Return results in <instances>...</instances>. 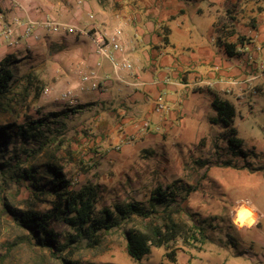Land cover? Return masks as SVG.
<instances>
[{
	"label": "rangeland",
	"instance_id": "374dc122",
	"mask_svg": "<svg viewBox=\"0 0 264 264\" xmlns=\"http://www.w3.org/2000/svg\"><path fill=\"white\" fill-rule=\"evenodd\" d=\"M137 1L0 0V64L8 59L7 68L13 75L8 100L0 104V127L20 126L44 117H49L48 121L52 122L49 131L44 133L51 144L44 146L34 158L27 159L21 169L34 166L40 173L45 163L53 162L62 169L71 190L91 185L97 192L96 215L112 209L115 204L135 201L145 205L157 187L164 190L170 186L181 196L185 195L187 186L195 188L184 202L173 205L172 211L176 219L187 225L198 223L197 226L203 229V238H198L199 241L179 238L161 248H152L149 255L136 262L125 249V233L141 227L140 221L134 220L113 228L108 235H100L97 245L87 247L85 239L80 243L71 242L61 256L77 264H225L232 253L243 252L226 264H264V237L252 247L240 243L244 229L235 227L230 215L238 202L252 197L260 204L263 199L258 188L264 184V178L255 172L264 168V93L248 98L244 106L234 105L233 126L240 143L239 147L230 150L240 151L244 156L232 155L223 138L225 131L205 123L202 130L177 129L165 140L164 148L136 150V144L132 142L124 146V149L133 148L127 152V157L114 154L112 159L105 151L113 146L107 143L111 130L105 123L94 120L101 112H85L92 104L83 108L60 99L65 90L56 88L52 81L50 62L55 47L51 39L48 40L49 33L45 32L38 47L28 49L22 28L14 22V19H27L19 17L26 12L42 17L40 21L47 16L68 23L65 17L76 9L83 13L77 23L84 25L87 22L84 12L94 15L99 11L114 14L127 9L131 12L138 8L135 6ZM252 1L258 13L264 10V0ZM68 21L72 22L71 19ZM262 80L264 83V78ZM223 98L235 103L230 95ZM181 130L189 134L177 135ZM115 132L119 134L122 130ZM21 148L32 147L24 143L19 145L16 141L8 145L4 160L8 161L12 152ZM22 155L21 161L24 160ZM227 162L231 166H225ZM10 174L0 175V264H61L58 254L24 242L22 238L27 233L3 210L4 202L15 209L39 212L52 207L48 198L43 202L30 197L28 182L20 180L17 183L9 178ZM50 228L60 244L66 243L68 235L73 234L62 221H53ZM170 254L174 261L169 259Z\"/></svg>",
	"mask_w": 264,
	"mask_h": 264
},
{
	"label": "crops",
	"instance_id": "0c3cea01",
	"mask_svg": "<svg viewBox=\"0 0 264 264\" xmlns=\"http://www.w3.org/2000/svg\"><path fill=\"white\" fill-rule=\"evenodd\" d=\"M137 5L131 12H84V25L77 23L83 13L73 9L65 22L74 31L49 34L56 36L53 38L48 35L55 47L50 62L52 81L59 90L72 92L70 104L83 108L92 104L84 111L101 112L94 120L111 130L107 143L113 146L106 148L108 156L127 157L133 148L115 151V147L129 137L136 150L164 148L165 140L177 129L206 127L205 123L214 116V100L235 109V104L244 106L248 98L264 93L263 80L255 70L256 65L264 64V10L258 13L252 0H138ZM19 17L36 22L42 18L26 12ZM115 29L121 30L119 40L129 49L126 55L132 72L114 73L109 62L95 53L92 40L103 37L108 41ZM220 29L234 32L226 39L229 44H235L237 37L245 39L236 45L233 56L227 55L218 39ZM37 31V40L26 39L28 49L46 35ZM116 56L122 57L119 53ZM252 76L256 78L251 80ZM93 84L97 85L94 90ZM227 95L234 104L224 101ZM159 99L168 112L154 111ZM144 121L151 126L146 134L138 130ZM115 130L122 132L117 134ZM182 130L177 135L189 134ZM255 174L264 178V168ZM258 190L263 193L260 204L252 197L244 201L262 215L256 226L244 228L241 234L240 243L250 247L264 237V184ZM241 253H232L226 263Z\"/></svg>",
	"mask_w": 264,
	"mask_h": 264
},
{
	"label": "trees",
	"instance_id": "16d2710c",
	"mask_svg": "<svg viewBox=\"0 0 264 264\" xmlns=\"http://www.w3.org/2000/svg\"><path fill=\"white\" fill-rule=\"evenodd\" d=\"M217 35L228 56H233L236 45L242 44L245 40L243 37H237L235 44L227 43L226 39L234 35L232 30L228 32L220 29ZM8 62L6 59L0 64V104L8 100L11 89L13 75L7 68ZM211 106L214 116L209 118V123L225 131L223 138L228 143L227 149L232 155L244 156L240 151L230 150L239 147L240 143L233 128L234 107L218 100H214ZM54 115L56 114H50V116ZM48 118L32 120L20 126L9 124L0 127V175L5 177L11 172L9 178L15 182L26 180L30 197L43 202L48 198L52 203V207L46 212L15 209L7 202L3 203V210L10 215L16 226L27 233L22 238L24 242L58 254L61 264H77L61 256L69 243H80L82 239H85L87 247H90V244L97 245L100 243V235H108L113 228L134 220H139L141 227L125 233V249L127 255L136 262H141L150 254L152 248H161L179 238L195 242L199 241L198 238H203V229L197 226L198 223L187 225L182 220L176 219L172 211L173 205L184 202L186 197L195 191L192 186L185 188L184 196L175 193L170 186L164 190L157 187L150 193L145 205L135 201L115 204L112 209L103 210L96 215L94 204L97 192L91 185L77 191L71 190L62 169L53 162L45 163L40 173L34 166L21 169L20 166L27 159L34 158L44 146L51 144V140L44 135L49 131V125L52 123L48 121ZM16 141H19V145L24 143L31 145L32 148L15 150L10 159L5 161L3 156L7 152L8 145L15 144ZM21 154L24 156L23 161H21ZM224 165L231 166L229 162ZM43 180L46 182L42 183ZM53 221H62L72 230L73 234L68 235L66 243L60 244L57 241V235L50 228ZM172 255L168 257L174 261Z\"/></svg>",
	"mask_w": 264,
	"mask_h": 264
},
{
	"label": "built area",
	"instance_id": "2783aa9c",
	"mask_svg": "<svg viewBox=\"0 0 264 264\" xmlns=\"http://www.w3.org/2000/svg\"><path fill=\"white\" fill-rule=\"evenodd\" d=\"M89 18H92V16L89 15ZM14 22L16 25H19L22 28V37L25 40L26 39L37 40L39 37L37 34L38 29L49 34L51 33L56 34L60 32L72 33L75 29L74 27L70 26L67 23L57 22L47 16L45 19L41 20L40 22H36L29 18L25 20L14 19ZM9 32L11 33L10 30ZM121 35H122L121 30L115 29L114 32L111 34L110 38L108 39V41H106L103 37H97L92 40L95 53L109 62L114 73L121 71L132 72L133 70V66L130 60L128 59V56L126 55L129 49L119 40ZM116 53L121 54L122 57L120 59L117 58ZM255 70H256V76L264 78L263 63L256 65ZM256 76H252L251 80H254ZM96 88L97 85L93 84L91 89L94 90ZM80 90L82 91L83 89L80 88ZM72 96L73 95L71 91H65L60 94V99L71 103L73 101ZM168 110L169 108L165 104H163L160 99L157 100L154 106V111L156 113L168 112ZM150 129H151L150 123L148 121H144L142 122L138 130L140 131V133L146 134L150 131ZM130 144H132V139L128 138L124 140L122 143L116 145L115 151H119L121 150L122 147ZM230 215H231V222L238 229L254 227L258 224V222L261 220L262 217V215L258 210L253 209L247 202L244 201L238 202L233 212ZM241 218H243V220ZM263 259H264V255H263Z\"/></svg>",
	"mask_w": 264,
	"mask_h": 264
}]
</instances>
